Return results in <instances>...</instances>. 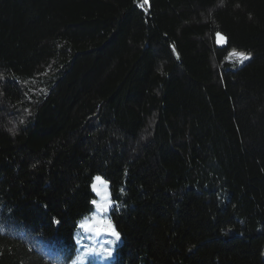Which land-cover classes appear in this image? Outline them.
Here are the masks:
<instances>
[{"label": "trees", "instance_id": "16d2710c", "mask_svg": "<svg viewBox=\"0 0 264 264\" xmlns=\"http://www.w3.org/2000/svg\"><path fill=\"white\" fill-rule=\"evenodd\" d=\"M97 175L82 264H264V0H0V264L75 263Z\"/></svg>", "mask_w": 264, "mask_h": 264}, {"label": "rangeland", "instance_id": "374dc122", "mask_svg": "<svg viewBox=\"0 0 264 264\" xmlns=\"http://www.w3.org/2000/svg\"><path fill=\"white\" fill-rule=\"evenodd\" d=\"M225 42H226L225 36L222 33H218V35H217V43H218V45H223ZM235 52L236 53L248 54V53L241 52V51H235ZM248 55H250V54H248ZM250 57H251V55H250ZM236 59L239 61V58L237 56H236ZM245 61H247V60H245ZM97 176L101 177L104 181L107 182L108 191L110 193L109 182L106 179H104L102 176H100V175H97ZM95 182L96 181H95V178H94L93 183H95ZM94 193H95V199L94 200H99V197L96 194V192H94ZM110 197H111V194H110ZM110 210H109L108 213H101V212H98L97 209L95 208L94 212L91 215H89L88 217H86L83 220H81L80 225H81V223H85V222L92 223L94 217L97 218V219L107 218V219L111 220V218H110ZM80 225H79V228L76 231V239H77V242H78L79 257H78V259H77V261L75 263L73 262V264H82V263H84L86 261V259L91 255V254H88V251H87L89 248L94 249V250H97L99 248L98 250H100V251L102 250V251L105 252V255L107 257L106 259L110 258L111 256L108 257L107 256V252L105 250H111V252L114 253V249L120 243L121 237H120L119 240H116L115 237H113L109 232H105V231H100V232L89 231V230H86L84 228H81ZM105 244H107L108 246H106ZM96 253H97V251L93 252V254H96Z\"/></svg>", "mask_w": 264, "mask_h": 264}, {"label": "snow or ice", "instance_id": "6c2138e0", "mask_svg": "<svg viewBox=\"0 0 264 264\" xmlns=\"http://www.w3.org/2000/svg\"><path fill=\"white\" fill-rule=\"evenodd\" d=\"M148 0H144V3H147ZM143 7V4L141 5ZM232 55H235L239 58V62L243 63L245 60L250 59V55L243 53L233 52ZM95 183L92 184V189L99 197V200H92L91 203L95 206L98 212L108 213L109 210L113 207V201L111 200L110 193L108 191V184L101 177H95ZM115 207H119V205H115ZM59 223V221H57ZM81 228H84L89 231H105L109 232L116 240L120 239V233L115 230V227L110 219H97L93 218L92 223H81ZM88 254H92L94 249L89 248ZM107 252V256L110 257L112 255L111 250H105Z\"/></svg>", "mask_w": 264, "mask_h": 264}]
</instances>
